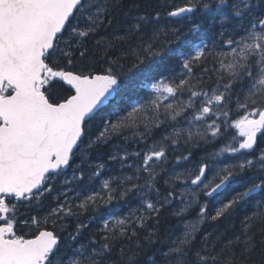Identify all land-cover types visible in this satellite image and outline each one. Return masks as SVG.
Returning <instances> with one entry per match:
<instances>
[{
  "label": "trees",
  "instance_id": "1",
  "mask_svg": "<svg viewBox=\"0 0 264 264\" xmlns=\"http://www.w3.org/2000/svg\"><path fill=\"white\" fill-rule=\"evenodd\" d=\"M247 1H84L42 89L57 104L73 94L59 74H107L116 98L67 171L12 198L16 238L53 232L47 264H264V129L248 153L235 125L264 111V0ZM158 82L172 95H148Z\"/></svg>",
  "mask_w": 264,
  "mask_h": 264
},
{
  "label": "water",
  "instance_id": "2",
  "mask_svg": "<svg viewBox=\"0 0 264 264\" xmlns=\"http://www.w3.org/2000/svg\"><path fill=\"white\" fill-rule=\"evenodd\" d=\"M84 0H0V201L3 196L35 193L46 176L66 171L84 134V124L116 97L110 75L62 79L73 94L58 104L49 102L37 86L44 83L46 54L53 51ZM193 7L171 12L173 19L189 16ZM249 131L244 147H257L264 112L243 124ZM0 212H6L0 209ZM12 227L0 228V264H46L59 240L51 231L31 239H8Z\"/></svg>",
  "mask_w": 264,
  "mask_h": 264
},
{
  "label": "rangeland",
  "instance_id": "3",
  "mask_svg": "<svg viewBox=\"0 0 264 264\" xmlns=\"http://www.w3.org/2000/svg\"><path fill=\"white\" fill-rule=\"evenodd\" d=\"M249 1L250 0H248L247 3H249ZM254 29H255L254 33L256 34V36L259 37V36L263 35L264 34V22H260L259 26L254 27ZM199 51H200V48H197L196 53H198ZM171 92L172 91L168 85L166 86V84H164L163 82H158V83H155L149 87L148 95H149V93H151V94L153 93L155 95H158L161 97L166 96L164 98H168L170 96ZM255 113H257V112H255ZM248 120H249V116L247 115L244 118H242V120L235 122L236 127L238 128L239 132L241 133V135L243 137H246V135H247V131L243 127V123L248 121Z\"/></svg>",
  "mask_w": 264,
  "mask_h": 264
},
{
  "label": "flooded vegetation",
  "instance_id": "4",
  "mask_svg": "<svg viewBox=\"0 0 264 264\" xmlns=\"http://www.w3.org/2000/svg\"><path fill=\"white\" fill-rule=\"evenodd\" d=\"M11 200V201H10ZM6 199L2 201L0 205V209H6V212H0V228L6 229V227H12V233L9 238H14V232H15V227L13 225L12 219H11V209L9 208V203L14 202L12 199ZM22 238V237H21Z\"/></svg>",
  "mask_w": 264,
  "mask_h": 264
},
{
  "label": "bare ground",
  "instance_id": "5",
  "mask_svg": "<svg viewBox=\"0 0 264 264\" xmlns=\"http://www.w3.org/2000/svg\"><path fill=\"white\" fill-rule=\"evenodd\" d=\"M183 2H184V1H183ZM178 3H179V1H178ZM188 5H189V4H188ZM182 6H183V5H182ZM192 6H193V5H192ZM162 7H163V6H162ZM194 7H196V6H194ZM197 8H198V7H197ZM157 16H158V15H156V17H157ZM159 16H160V15H159ZM159 16H158V17H159ZM199 16H200V15H199ZM199 16H198V17H199ZM160 18H161V17H160ZM157 19H158V18H157ZM155 20H156V19H155ZM157 21H158V20H157ZM157 21H155V22H157ZM164 21H165V20H164ZM164 21H163V22H164ZM149 22H150V20H149ZM165 22H166V21H165ZM173 22H174V21H173ZM211 22H212V21H211ZM146 23H147V22H146ZM166 23H167V22H166ZM155 24H156V23H155ZM170 24H171V23H170ZM203 24H204V23H203ZM151 25H152V24H151ZM156 25H157V24H156ZM179 25H180V24H179ZM205 25H206V24H205ZM147 26H148V25H147ZM181 26H182V25H181ZM145 27H146V26H145ZM153 27H154V26H153ZM171 27H172V26H171ZM171 27H170V28H171ZM176 27H177V26H176ZM204 27H205V26H204ZM149 28H150V27H149ZM166 28H167V26H166ZM166 28H165V29H166ZM170 28H169V29H170ZM181 28H182V27H181ZM205 28H206V27H205ZM147 29H148V27H147ZM177 29H178V28H177ZM167 31H168V30H167ZM219 31H221V30H219ZM170 32H171V31H170ZM224 32H225V31H224ZM219 34H220V33H219ZM173 35H174V34H173ZM222 35H223V34H222ZM169 36H171V35H169ZM169 36H168V37H169ZM214 36H216V35H214ZM217 36H218V35H217ZM174 39H175V37H174ZM174 39H172V40H174ZM224 39H225V37H224ZM218 40H219V38H218ZM220 41H221V40H220ZM223 41H224V40H223ZM223 41H222V42H223ZM211 45H212V44H211ZM209 47H210V46H209ZM221 47H222V46H221ZM221 47H220V48H221ZM216 48H217V47H216ZM209 49H212V48H209ZM208 51H209V50H208ZM211 51H212V50H211ZM221 51H223V50H221ZM221 51H220V52H221ZM213 52H214V50H213ZM213 52H212V53H213ZM206 53H209V52H206ZM222 54H223V53H222ZM219 55H220V54H219ZM206 58H207V57H206ZM184 59H185V58H184ZM184 59H183V60H184ZM187 59H188V58H187ZM203 59H204V58H203ZM200 60H201V59H200ZM181 61H182V60H180V62H181ZM183 63H184V62H183ZM186 63H187V62H185V64H186ZM200 64H201V63H200ZM182 65H184V64H182ZM210 67H211V66H210ZM180 70H183V69H180ZM248 70H249V69H248ZM177 72H178V71H177ZM177 72H176V73H177ZM180 72H181V71H180ZM182 73H183V72H182ZM175 75H176V74H175ZM178 75H179V74H178ZM182 75H184V74H182ZM172 76H173V75H172ZM166 77H167V76H166ZM182 77H184V76H182ZM162 78H163V77H162ZM179 78H181V77H179ZM179 78H178V79H179ZM186 78H187V76H186ZM188 78H189V77H188ZM186 80H187V79H186ZM178 82H179V81H178ZM181 83H182V81H181ZM183 83H184V81H183ZM182 86H183V85H182ZM180 88H181V87H180ZM183 88H184V87H183ZM202 88H203V86H202ZM177 89H178V88H177ZM212 89H213V88H212ZM215 89H216V88H215ZM218 89H219V88H218ZM220 89H221V88H220ZM180 90H181V89H180ZM212 91H214V90H212ZM180 92H181V91H180ZM183 92H184V91H183ZM186 92H187V91H186ZM210 93H211V92H210ZM179 94H181V93H179ZM184 94H185V93H184ZM190 98H191V97H190ZM180 99H181V98H180ZM192 101H193V100H192ZM174 108H175V107H174ZM186 113H187V112H186ZM261 113H262V112H261ZM183 116H184V115H183ZM178 117H179V116H178ZM189 118H190V117H189ZM172 119H173V118H172ZM176 121H177V120H176ZM176 121H175V122H176ZM175 126H176V125H175ZM175 126H174V127H175ZM177 127H178V126H177ZM173 129H174V128H173ZM178 129H179V128H178ZM179 131H180V130H179ZM179 134H180V133H179ZM186 134H187V133H186ZM184 135H185V132H184ZM181 137H182V136H181ZM176 138H177V137H176ZM220 143H221V142H220ZM222 145H223V144H222Z\"/></svg>",
  "mask_w": 264,
  "mask_h": 264
}]
</instances>
